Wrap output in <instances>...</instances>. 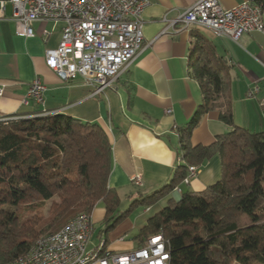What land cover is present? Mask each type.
<instances>
[{
	"label": "trees",
	"instance_id": "16d2710c",
	"mask_svg": "<svg viewBox=\"0 0 264 264\" xmlns=\"http://www.w3.org/2000/svg\"><path fill=\"white\" fill-rule=\"evenodd\" d=\"M256 1L264 7V0ZM192 53L197 56L189 63L190 76L202 101L177 130L182 165L167 185L123 212L108 187L111 147L98 124L40 112L0 120V264H13L39 238L79 214L90 215L98 202L105 209L103 233L110 232L130 213L178 188L188 167L215 155L220 180L200 193H183L178 202L169 199L135 239L142 247L161 234L169 264H264V132L234 126L230 80L211 45L198 36ZM209 112H217L231 131L210 146H191L192 131Z\"/></svg>",
	"mask_w": 264,
	"mask_h": 264
},
{
	"label": "crops",
	"instance_id": "0c3cea01",
	"mask_svg": "<svg viewBox=\"0 0 264 264\" xmlns=\"http://www.w3.org/2000/svg\"><path fill=\"white\" fill-rule=\"evenodd\" d=\"M142 1L143 48L111 86L98 95L81 77L62 81L45 65V52L58 46L62 22H36L35 36L23 38L15 34L11 5L0 11V120L40 112L98 124L111 147L108 187L116 191L119 208L123 202L131 204L160 190L182 165L177 130L187 124L202 101L189 68L197 56L192 53L196 37L211 45L215 57L226 69L234 126L252 133L264 132V33L245 34L233 42L217 38L205 28H184L179 22L168 27L169 21H176L198 0ZM218 1L223 8L230 9L244 0ZM36 78L45 87L42 103L29 100L25 105L28 87ZM254 85L259 91L250 99L247 91ZM230 131L231 127L219 120L217 112H209L192 131L190 145L210 146L217 136ZM196 168L197 173L188 185L182 183L176 188L178 194L174 189L158 203L165 207L169 199L178 202L183 193H200L220 180L218 156ZM136 175L141 176V185H133L132 178ZM151 207L139 208L143 210L142 219L134 214L137 209L110 232L100 231L97 245L103 241L112 253L140 248L141 243L135 237L153 216H149ZM132 215L135 217L131 219ZM89 216L92 234L95 225L104 226L103 203L98 202ZM134 228L137 234L129 239Z\"/></svg>",
	"mask_w": 264,
	"mask_h": 264
},
{
	"label": "built area",
	"instance_id": "2783aa9c",
	"mask_svg": "<svg viewBox=\"0 0 264 264\" xmlns=\"http://www.w3.org/2000/svg\"><path fill=\"white\" fill-rule=\"evenodd\" d=\"M256 2L244 0L225 9L218 0H198L176 21H169L168 27L179 22L184 28H205L217 38L237 42L242 35L260 33ZM6 5L13 9L12 20L19 37H34L36 22L63 23L58 46L45 52V65L62 81L81 77L93 88L94 95L110 87L143 48L142 0H0V11ZM44 91L42 82L34 79L24 104L29 100L42 103ZM258 91L254 85L247 97L255 98ZM196 173V167H188L182 183L188 185ZM132 183L141 185V176H134ZM90 234L89 215L72 219L57 233L48 234L52 235V244H41L39 252L31 254V261L22 264H169L170 254L161 234L148 238L136 250L112 253L106 249L102 256H95L97 246L88 249Z\"/></svg>",
	"mask_w": 264,
	"mask_h": 264
},
{
	"label": "bare ground",
	"instance_id": "6f19581e",
	"mask_svg": "<svg viewBox=\"0 0 264 264\" xmlns=\"http://www.w3.org/2000/svg\"><path fill=\"white\" fill-rule=\"evenodd\" d=\"M264 17V7L262 3L256 2V9H255V18H256V27L260 33H264V26L262 24V19ZM79 216H86V214H79L74 219H78ZM57 233V232H56ZM151 238H157L151 237ZM41 244H52V235H45L41 238H39L33 246L30 248V250L22 257L17 259L13 262V264H22V262H30L31 261V254L32 253H38L39 252V246ZM106 249L104 246V242L100 241L95 249V256H102L106 253Z\"/></svg>",
	"mask_w": 264,
	"mask_h": 264
},
{
	"label": "rangeland",
	"instance_id": "374dc122",
	"mask_svg": "<svg viewBox=\"0 0 264 264\" xmlns=\"http://www.w3.org/2000/svg\"><path fill=\"white\" fill-rule=\"evenodd\" d=\"M129 204L130 203H121V205H120V210L121 211H123V210H126L127 208H128V206H129ZM162 204H160V203H157V204H155L154 206H152L151 208H152V210H151V214L149 215L150 217L152 216V215H154L155 214V212H159L162 208H163V206H161ZM142 211L143 210H140V209H138V211H136L134 214L138 217V215H140L139 216V219H142ZM133 217H135V216H131L130 218L132 219ZM104 230V226H102V224H97V225H95L94 226V229H93V232H92V234H91V236H90V247H88V249H92L93 247H94V245L96 244L97 245V238H98V235H99V233H100V231L102 232ZM137 234V229L136 228H134L133 229V231H132V234L129 236L128 235V238L130 239V238H132L133 236H135Z\"/></svg>",
	"mask_w": 264,
	"mask_h": 264
}]
</instances>
